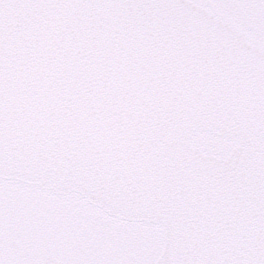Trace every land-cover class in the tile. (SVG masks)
<instances>
[{
    "label": "snow or ice",
    "instance_id": "6c2138e0",
    "mask_svg": "<svg viewBox=\"0 0 264 264\" xmlns=\"http://www.w3.org/2000/svg\"><path fill=\"white\" fill-rule=\"evenodd\" d=\"M0 264H264V0H0Z\"/></svg>",
    "mask_w": 264,
    "mask_h": 264
}]
</instances>
